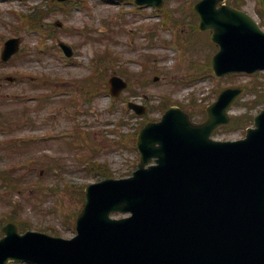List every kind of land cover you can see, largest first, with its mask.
Masks as SVG:
<instances>
[{"label": "water", "instance_id": "water-1", "mask_svg": "<svg viewBox=\"0 0 264 264\" xmlns=\"http://www.w3.org/2000/svg\"><path fill=\"white\" fill-rule=\"evenodd\" d=\"M206 20L222 46L217 69L264 66V33L251 18L224 6ZM234 94H223L205 124L194 125L174 109L148 126L140 135L139 171L89 189L75 240L45 238L40 245V236L23 242L12 235L11 257L46 264H264V115L244 141L209 139L226 121ZM152 156L159 165L144 169ZM115 210L134 215L112 221Z\"/></svg>", "mask_w": 264, "mask_h": 264}, {"label": "rangeland", "instance_id": "rangeland-1", "mask_svg": "<svg viewBox=\"0 0 264 264\" xmlns=\"http://www.w3.org/2000/svg\"><path fill=\"white\" fill-rule=\"evenodd\" d=\"M253 1L247 8L257 17L254 13L256 10ZM30 2L41 4L44 2L43 9H48L49 14L47 13L41 20L42 26L49 27L45 29L48 34L42 43L47 51L44 58L41 54L37 55L35 51V46L39 51V45L36 43L40 41L42 31L34 30L29 33L22 28L15 31V27L20 26L15 10L17 8L29 10L32 5ZM50 2L47 0H0V41L3 44L10 37L22 38L20 52L10 60V63H0V105L2 106L0 111L3 112H0V118L3 120L10 118L12 121V115L17 117L18 112L21 113L24 109H28L33 116L32 120L36 123V126L32 127L14 126V132H9L0 124V144L3 147L12 138L26 139L31 135L43 137L47 134L49 138H53L55 143L48 148L45 144L35 147L32 155L44 156L46 154L50 156L49 158L61 156L64 165L61 164V169L54 173L44 171L41 177L44 180L43 183L37 179L40 178L37 174L41 171V167L36 168L33 175L24 172L32 183L25 187L26 191L23 195L16 196L15 199H24L30 203L35 199L39 202V208H35L30 203L27 204L21 216L29 222V229L37 231L54 228L60 232L61 236L71 237L74 235V230L68 223H71L74 212L82 206L79 195L74 194L73 185H83L99 180V176L92 167L85 168L86 158L89 157L93 162L106 164L105 168L110 167L114 177L129 176L135 170L139 160L135 134L142 121L157 120L161 117L162 112L158 106L162 99L171 97L175 104L176 102L179 105L182 104L188 112L196 113V120H200L203 115L198 112L214 100L215 90L232 84L231 79L219 81L213 77L192 81L190 85L184 84L186 79L201 70V65L206 63L208 56L216 52L206 37L197 48L181 53L175 47L171 48L175 37L172 27L164 29L161 24L156 27L154 23H158L157 16L147 23L144 16L134 13V8L129 3L122 4L123 2H110L109 0H78L77 3L68 2L64 5L63 7L68 10L65 12L58 6L51 8ZM145 12L152 11L147 9ZM120 15H123L122 19L127 21V27L125 31L116 35L113 49L119 53L122 61L118 65L130 68L134 72L132 76H129L130 87L115 101L110 96L109 89H103L102 96L97 102L92 104L84 102V97L77 91L80 88L78 82L91 74L92 57L97 52H101L100 50L104 47V45L102 47L92 42L90 37L84 39V36L91 31L88 30L90 27L98 31H106L107 28L118 30L112 22ZM188 15L189 13L183 15L181 20L184 22L188 19ZM58 20L63 23L62 27L55 25ZM132 30L135 31L137 45L135 51L133 49L136 45L128 43L134 36L130 32ZM51 31L54 35H51ZM58 40L73 45L76 55L72 60H64L59 55ZM96 48L97 52H95ZM147 56H152V59L148 60ZM145 63L149 65L148 75L142 73ZM113 72L118 73L115 70L112 74ZM8 76L17 77V81L7 82L6 77ZM158 76L159 80L154 81ZM141 80L147 81L143 88L140 86ZM233 80L236 85H243L250 82L251 77L239 76ZM261 81L264 84V77ZM191 86H196L197 90L200 89V93L196 90L191 93L194 94L193 96L188 95L192 91L188 88ZM103 87L107 86L103 85ZM43 92L55 99L49 103L42 102L43 95H45ZM24 94L32 100L30 103L24 104V98H22ZM191 97L194 101L190 105ZM72 99L76 100L84 111V113L77 112L73 118L71 107L66 106ZM252 99L253 96L247 94L242 99V105L234 107L233 114L236 116L247 112L249 106L246 102ZM129 101L138 103L146 101L149 106V115L147 112L144 117L135 116L127 106ZM147 115L149 118H145ZM76 127L86 132L89 141L87 149H82V151L86 149L85 154L87 155L82 161L79 157H74L79 151L67 145ZM243 133L242 129L224 131L219 137L235 139L243 137ZM118 142L124 144H118ZM0 154H3V159H0V168H8L17 163V158L5 156L2 148H0ZM55 183L56 192L51 189ZM44 198L47 199L42 202ZM4 212V208L0 207V219ZM121 216L123 215H117V217ZM45 232L50 233V231Z\"/></svg>", "mask_w": 264, "mask_h": 264}]
</instances>
